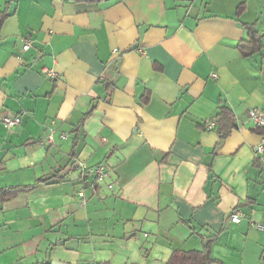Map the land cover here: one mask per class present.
I'll list each match as a JSON object with an SVG mask.
<instances>
[{"label": "crops", "instance_id": "obj_1", "mask_svg": "<svg viewBox=\"0 0 264 264\" xmlns=\"http://www.w3.org/2000/svg\"><path fill=\"white\" fill-rule=\"evenodd\" d=\"M8 13L0 190L30 188L0 202V264H166L201 236H217L222 264H264L251 226L264 224V127L249 117L264 112V51L239 48L247 25L264 44V0H12ZM222 106L236 125L225 139L204 124ZM79 161L108 174L69 175Z\"/></svg>", "mask_w": 264, "mask_h": 264}, {"label": "trees", "instance_id": "obj_2", "mask_svg": "<svg viewBox=\"0 0 264 264\" xmlns=\"http://www.w3.org/2000/svg\"><path fill=\"white\" fill-rule=\"evenodd\" d=\"M12 0L7 1L5 8L0 12V30L4 22L7 20L9 13H8V5ZM78 2L83 1H92V0H77ZM242 8H240L241 12ZM248 31V39L242 41L239 44V48L243 52L245 57L253 56L256 53L264 51V44H263V36L256 31L253 25H247L245 27ZM90 113L84 115L81 123L78 127L74 130V132H78L81 126L84 124L86 118L89 116ZM218 118V131L220 134L221 139H225L229 136L234 128L235 125V117L232 111L226 107L222 106L220 108L219 113L216 115ZM257 127V130H260L262 127ZM264 134V132H263ZM76 140L74 141V144ZM62 171L57 172L60 174ZM68 176V175H67ZM59 176L56 175L54 178H58ZM66 177H61L59 180H64ZM53 180V179H52ZM30 187H11V188H2L0 190V202L9 200L15 197L17 194L27 191ZM202 237V249L201 250H192V251H181L176 250L173 252L172 256L170 257L169 261L166 264H222L219 261L215 260L211 256V247L215 243L217 236H212L205 238Z\"/></svg>", "mask_w": 264, "mask_h": 264}, {"label": "built area", "instance_id": "obj_3", "mask_svg": "<svg viewBox=\"0 0 264 264\" xmlns=\"http://www.w3.org/2000/svg\"><path fill=\"white\" fill-rule=\"evenodd\" d=\"M30 48V43L27 41L23 45V50H28ZM44 74L51 78V79H56L57 78V73L53 70L50 69H44L43 70ZM216 77V75H214ZM249 117L250 120L258 127H264V112L258 109H253L249 111ZM2 122L5 125V127L8 130H13L14 128L18 127L21 124V119L19 116H11V115H6L2 118ZM205 127L207 130H215L218 126V118L217 116L208 119L205 121ZM54 126V125H53ZM50 128V133L48 136L43 139L40 144L42 147H47L51 146L55 143V133L56 130L54 127ZM61 137L63 139H66L68 136L65 133L61 134ZM254 153L256 156L264 154V135L261 138V142L255 146L254 148ZM80 170L81 171V176L83 175H89V174H94L96 179L98 180H103L108 174V168L105 164H99L94 168L88 167L85 162L79 161V162H74L71 164V166L68 167L67 173L69 175L74 174L76 171ZM109 188H112V185H109ZM80 196L83 198V203L85 204V199H84V193H80ZM231 222L235 224H239L242 222L243 219L246 218V214L243 212L242 209H235L231 213ZM251 226L264 232V224L262 223H255L251 222Z\"/></svg>", "mask_w": 264, "mask_h": 264}, {"label": "water", "instance_id": "obj_4", "mask_svg": "<svg viewBox=\"0 0 264 264\" xmlns=\"http://www.w3.org/2000/svg\"><path fill=\"white\" fill-rule=\"evenodd\" d=\"M80 178H81L80 175H76V176H73V177H72V180L75 181V180H78V179H80ZM152 264H163V263L158 262V261H155V262H153Z\"/></svg>", "mask_w": 264, "mask_h": 264}]
</instances>
